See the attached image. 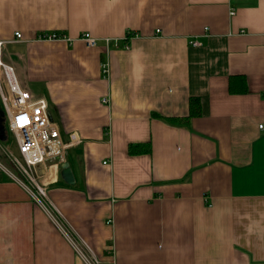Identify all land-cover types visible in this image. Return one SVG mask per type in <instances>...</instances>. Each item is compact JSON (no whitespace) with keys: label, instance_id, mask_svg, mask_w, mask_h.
Listing matches in <instances>:
<instances>
[{"label":"crops","instance_id":"obj_1","mask_svg":"<svg viewBox=\"0 0 264 264\" xmlns=\"http://www.w3.org/2000/svg\"><path fill=\"white\" fill-rule=\"evenodd\" d=\"M0 39L78 138L35 167L44 195L0 160V264H84L64 232L103 263L264 264V0H0Z\"/></svg>","mask_w":264,"mask_h":264},{"label":"built area","instance_id":"obj_2","mask_svg":"<svg viewBox=\"0 0 264 264\" xmlns=\"http://www.w3.org/2000/svg\"><path fill=\"white\" fill-rule=\"evenodd\" d=\"M234 10H230L233 14ZM128 36L131 33L128 32ZM60 36L55 31H43L37 34V40H56ZM91 44L96 40L88 32L80 36ZM22 39L20 31H14L13 38L8 41ZM113 41L116 45L118 41ZM109 39L105 40L106 45ZM6 40L0 39V107L4 112V123L15 137L17 154H14L4 147L5 154L10 164L26 179L35 185L37 193L44 195V188L36 185L35 167L46 161L59 163L64 158V150L69 145L77 142L78 138L70 133L67 141H63L58 125L49 117L48 103L45 97L38 96L31 90L20 86L14 75L11 64L6 63L2 57V49ZM192 45H199V41L192 39ZM103 71H107L104 64ZM262 127V124H259ZM11 171V170H10ZM14 178L22 184L23 179L11 171ZM71 242L74 252L84 264H115L114 258L103 263L101 259L84 244L78 243L69 234L64 232Z\"/></svg>","mask_w":264,"mask_h":264},{"label":"rangeland","instance_id":"obj_3","mask_svg":"<svg viewBox=\"0 0 264 264\" xmlns=\"http://www.w3.org/2000/svg\"><path fill=\"white\" fill-rule=\"evenodd\" d=\"M83 32H88L90 34V36L93 37L96 40V42L98 41V38L95 35H93L91 32H89L87 30H85ZM83 32H81L79 34L78 39L81 40V42L83 43L84 47L85 46L86 47H88V46H95L97 43L95 45L94 44H91L87 40L85 41V40H83L80 37ZM57 34L60 36L58 39H56L58 42H62L61 40H65L66 42H68V44H70V43H72L75 40V38L72 39V40H68L70 38H68L66 35H62V34H59V33H57ZM106 39H109L108 44H113V41H110L112 39L111 38H108V37H106L104 39V43H105V40ZM49 41H52V40H49ZM3 49H4V47H3ZM69 58L73 60L72 57H69V56H68V58L65 57L66 60H68ZM72 60H70V63H74V61H72ZM5 134H6V138L3 141H0V160H1L2 163H5V165H7L8 160L6 158L7 156L5 154L4 147L7 148V150H9L10 152H12L14 154H17L18 152H17L15 137H14L13 133L9 129H7L6 132H5ZM1 155H2L3 158H1ZM8 165H9V163H8ZM23 178H25V177H23ZM37 181H38V178L37 179L35 178L34 182L36 183ZM29 182L31 183V181H29Z\"/></svg>","mask_w":264,"mask_h":264},{"label":"trees","instance_id":"obj_4","mask_svg":"<svg viewBox=\"0 0 264 264\" xmlns=\"http://www.w3.org/2000/svg\"><path fill=\"white\" fill-rule=\"evenodd\" d=\"M129 36L127 35L126 38H128ZM123 44V42L118 41L116 46H121ZM234 89V88H233ZM231 85H230V90H233ZM236 90V89H234ZM243 91H245V89H243ZM199 105V100L196 97H191L189 99V108H190V112L189 115L187 117H183V118H174L172 119L173 122L176 123H180V124H185L188 122L189 117L198 114L197 108ZM5 125V123H4ZM6 130L8 129L5 125ZM149 149V144L148 143H142V144H138V143H134V144H129L128 146V152L129 153H139L142 151H147ZM11 169L18 175L20 174L11 164H10Z\"/></svg>","mask_w":264,"mask_h":264},{"label":"water","instance_id":"obj_5","mask_svg":"<svg viewBox=\"0 0 264 264\" xmlns=\"http://www.w3.org/2000/svg\"><path fill=\"white\" fill-rule=\"evenodd\" d=\"M4 112L2 108L0 107V141H3L6 138V128L4 125ZM50 119H52V116L49 113ZM60 176L67 184H72L74 182L72 171L68 165L67 162H61L60 163Z\"/></svg>","mask_w":264,"mask_h":264}]
</instances>
